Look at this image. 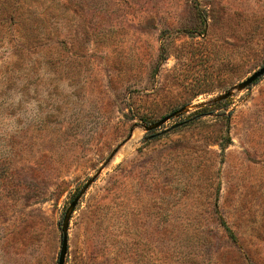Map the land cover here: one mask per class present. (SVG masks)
Returning <instances> with one entry per match:
<instances>
[{"label": "rangeland", "instance_id": "obj_1", "mask_svg": "<svg viewBox=\"0 0 264 264\" xmlns=\"http://www.w3.org/2000/svg\"><path fill=\"white\" fill-rule=\"evenodd\" d=\"M263 65L264 0H0V264L101 167L65 264H264Z\"/></svg>", "mask_w": 264, "mask_h": 264}, {"label": "water", "instance_id": "obj_2", "mask_svg": "<svg viewBox=\"0 0 264 264\" xmlns=\"http://www.w3.org/2000/svg\"><path fill=\"white\" fill-rule=\"evenodd\" d=\"M264 75V65L262 67H260L259 69L255 70L251 75H249L245 80L241 81L236 88L238 90H242L245 88H248L249 86H251L257 79H259L261 76ZM233 94V90H227L226 92H224L223 94H221L218 99L216 100H223L226 99L227 97L231 96ZM187 107L183 106L167 115H165L164 117H162L161 119L152 122L151 124H148L145 126V129L147 131H151L154 130L156 128L161 127L163 124H165L169 119L173 118V117H178L182 112L186 111ZM182 123H176L174 125H172L169 128H166L165 130H162L160 132H156L154 134H151L149 136H147V139H151L154 138L156 136H159L161 134H164L176 127H178L179 125H181ZM118 148H116L110 155V158H112L114 156V154L117 152ZM103 167H101L100 169H98V171L91 176L86 183L84 184V186L82 187V189L79 191V193L75 196V198L71 201L70 205L68 206L64 218H63V223H62V234H61V246H60V252H59V258H58V263L57 264H65L66 261V255L68 252V239H69V226H70V221L72 218V214L78 204V202L80 201V199L82 198V196L86 193V191L88 190V188L91 186V184L97 179V177L99 176L101 170Z\"/></svg>", "mask_w": 264, "mask_h": 264}, {"label": "trees", "instance_id": "obj_3", "mask_svg": "<svg viewBox=\"0 0 264 264\" xmlns=\"http://www.w3.org/2000/svg\"><path fill=\"white\" fill-rule=\"evenodd\" d=\"M225 229L227 230V232L229 233V235H230L232 238H235V236H234V234H233L231 228H230L229 226H227L226 224H225Z\"/></svg>", "mask_w": 264, "mask_h": 264}]
</instances>
